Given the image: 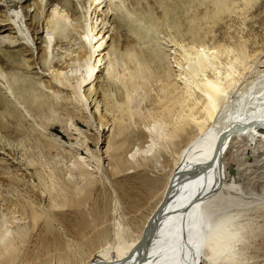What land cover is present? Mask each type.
Returning a JSON list of instances; mask_svg holds the SVG:
<instances>
[{
	"label": "bare ground",
	"instance_id": "obj_1",
	"mask_svg": "<svg viewBox=\"0 0 264 264\" xmlns=\"http://www.w3.org/2000/svg\"><path fill=\"white\" fill-rule=\"evenodd\" d=\"M214 2L208 18L215 22L235 11L229 0ZM249 3L251 0L246 5ZM145 4L149 5V0H0V42L11 47L24 46L17 54L24 57L30 54L29 62L33 63L27 65L37 69L40 78H45L39 86L53 89L72 103L90 130L97 131L96 125L100 126L95 134L99 135L104 156L97 157L89 149L78 155L73 172L76 183L92 184L99 167L97 161L102 159L112 171L130 163L127 171L143 170L162 158L169 167L161 198L135 238L127 235L128 228H123L118 215L113 240L101 244L105 246L90 261L78 262L67 254L46 264H244L247 261L242 257L246 238L258 227L251 218L250 210L259 206L254 205L253 194H259L256 190L260 185L264 189V53L260 55L264 45L258 52L260 57L252 64L249 62L258 54L254 50L247 53L241 42L234 47L235 56L230 58L233 53L227 46L231 53L227 56L229 60L223 62L218 51L203 44L209 34L203 31L201 18L195 15L188 32L195 43L201 44L185 49L188 45L184 47L175 40V45L185 52L180 51L185 61L179 60L180 53L178 58L173 56L174 51L162 47L156 39L158 34L154 30L155 27L159 30L161 23L147 26L139 18L138 9L145 7L153 18L152 8ZM27 7H34L33 13ZM117 18L131 25L138 22L137 31L127 36L130 41L135 40L125 48H120L123 37L117 34ZM7 55L5 52L2 58ZM125 61L128 70L124 78L131 81V87L132 82L135 85L140 82L148 90L149 81H159L155 88L158 96L152 103L143 104L148 99L145 88L121 87L117 82L122 75L116 67ZM1 66L0 85L10 99L23 104L30 97L35 98L39 93L36 87L18 81L19 78ZM18 85L25 93L22 99L14 87ZM73 129L74 134L83 131L78 126ZM104 130L109 132L107 136L103 135ZM131 135L136 141L129 149L127 141ZM256 151L261 153L253 158L252 152ZM91 161L95 162L93 168L86 164ZM231 167L234 173L230 172ZM62 184L65 195L77 193L70 182ZM57 185L48 182L44 188L38 185L46 192L43 194L49 203L44 211L48 229H52L55 220L51 207L59 201ZM240 199L244 201L239 202ZM10 232L9 237L13 236ZM4 233L5 230L0 232V243L5 240Z\"/></svg>",
	"mask_w": 264,
	"mask_h": 264
},
{
	"label": "rangeland",
	"instance_id": "obj_2",
	"mask_svg": "<svg viewBox=\"0 0 264 264\" xmlns=\"http://www.w3.org/2000/svg\"><path fill=\"white\" fill-rule=\"evenodd\" d=\"M229 1L232 11H235L224 14L216 22L208 18L209 13L214 10V0H149V5L147 3L143 6L152 8L153 18L146 7L138 9L137 14L147 26L155 27V23H161V28L158 30L155 27L154 30V34H158L156 39L162 47L167 50L171 49V52L174 51L173 56L177 57L180 53V58L177 57L179 60L185 52L181 49L182 47L175 45V40L184 44V47L188 45L185 49L198 43H195L188 32L191 18L195 15L201 18L203 31L209 34H207V38L204 37L203 44L211 46L212 51H218L221 54L220 60L222 59L223 62L229 60L227 56L231 52L233 53L241 42L240 46L245 48L247 53L252 54L254 51L260 53L261 46L264 45V0H251L248 5H246L248 0ZM162 2L165 3V6H162ZM26 9L33 13L34 7ZM117 23L118 37H123L121 42L124 47L121 44L120 48H125L135 40L130 41L127 36L137 31L135 27H139L138 22L134 26L117 18ZM6 33L8 32L4 34ZM7 44L0 42V65L3 66L1 67L8 74H14L19 78L18 81H26L34 88L36 87L40 94L37 93L39 95L36 94L35 98H33L34 96L30 97L31 100L28 99L27 103L25 101L26 104H18L8 97L5 88L3 87V90L0 85V228H2L0 232L3 233L5 230L4 235L8 236L1 243H9L6 246H2L0 243L3 247L0 246V264H46L67 254L78 262H88L103 249L105 245L100 246L101 244L106 240H113L115 223L120 219L119 216L123 222V228H128L127 235L129 237L135 238L140 233L147 217L161 198L163 183L166 182L165 177L169 167L166 166V159L162 158L159 160L161 165H158L159 161L154 164L156 163L154 160V163L150 162L151 165L147 168L144 167L143 170L141 168L134 172L132 169L127 171L126 168L131 166L130 163L120 167L119 170L112 171L105 167L106 161L102 159L101 162L97 161L99 167L95 170L92 184L76 183L73 172L75 164L79 161L78 155L85 154L86 149H89L97 157L104 156L101 141L99 142V135H97L100 126L96 125L97 131L90 130L88 123L81 120L78 112H75L72 103L67 102L53 89L47 90L44 87L42 89L39 83L45 78H40L37 69L28 66L33 63L29 62L30 54L26 53L25 57L17 54L24 46L11 47ZM227 46L232 49L231 52ZM224 50L229 54L226 55ZM5 52L8 55L2 58ZM234 53L236 54V52ZM234 53L230 55V58ZM259 53L254 56V59L249 60L251 63L248 61L249 64L258 60ZM263 53L264 51L260 55ZM27 58L29 59L27 60ZM218 59L219 57L216 60ZM23 60L26 61L25 65ZM118 65L117 72L122 76L121 80L116 81L121 84V87H137L140 82H137V85L132 82L133 86L131 87V81L124 78V74L128 70L127 62H120ZM26 66L29 68H25ZM122 81L126 85L122 84ZM118 83H116V87L117 85L120 87ZM157 83L159 81L156 79L149 81L146 84L149 85L147 88L150 89L149 91L146 90L147 86L139 85L148 92L147 102L145 101L143 104L152 103L158 96L157 89H155ZM113 86L115 89L114 84ZM14 87L22 99L21 96L25 94L22 87L19 85ZM151 91L152 95H150ZM154 95L155 97H153ZM95 122L97 121L95 120ZM77 126L83 131L80 134H78L79 132L72 133L73 128ZM101 129L103 130V126ZM102 132L105 136L109 134L107 130ZM128 138H130L127 141L129 142L127 144H130L128 148L132 149L136 137ZM252 153L253 158H257L261 152ZM138 154L140 155V153ZM90 163L86 164L93 168L92 165L95 162L91 161ZM254 163L257 162L254 161ZM79 164L86 167L82 161ZM256 165L261 166L260 164ZM150 168L151 170H149ZM262 169L260 168V171ZM155 175L158 177L152 181V177ZM41 181L44 185L40 183ZM45 181L51 185L52 183L58 184L56 192L59 194V201L56 206L51 207L55 214L52 229H48L44 221L46 218L44 211L46 207L49 208L45 197L46 192L42 189L46 187L47 182L45 183ZM64 181L70 182L77 189V193L65 195L62 188ZM38 185L42 187V190ZM59 188L61 189L59 190ZM256 192L259 194H253L256 197L254 205L258 203L259 206L256 208L254 206L255 210L251 209L250 211L252 222L258 227L256 232L246 238L245 250L242 253V257L247 259L244 264H264V189L261 188V185L257 187ZM244 200L248 201L250 198ZM244 200L240 199L239 202ZM9 231L13 236L9 237ZM80 246H84L85 249L80 250Z\"/></svg>",
	"mask_w": 264,
	"mask_h": 264
},
{
	"label": "water",
	"instance_id": "obj_3",
	"mask_svg": "<svg viewBox=\"0 0 264 264\" xmlns=\"http://www.w3.org/2000/svg\"><path fill=\"white\" fill-rule=\"evenodd\" d=\"M235 169L233 167L230 168V172L234 173Z\"/></svg>",
	"mask_w": 264,
	"mask_h": 264
}]
</instances>
